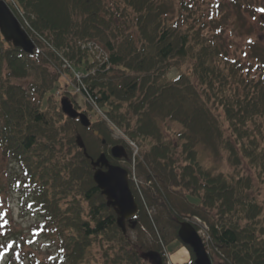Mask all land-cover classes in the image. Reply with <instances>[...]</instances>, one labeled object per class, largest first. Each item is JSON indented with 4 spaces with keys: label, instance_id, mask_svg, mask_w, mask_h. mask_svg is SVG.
Wrapping results in <instances>:
<instances>
[{
    "label": "trees",
    "instance_id": "obj_1",
    "mask_svg": "<svg viewBox=\"0 0 264 264\" xmlns=\"http://www.w3.org/2000/svg\"><path fill=\"white\" fill-rule=\"evenodd\" d=\"M15 2L33 31L54 48L46 49L51 59L60 61L56 55L62 54L88 72L93 58L77 43L103 46L108 59L83 77L86 90L112 125L139 145L149 171L137 161V174L145 182L156 180L142 187L146 203L167 217L175 236L183 218L197 216L208 224L223 264H264V200L255 195L264 185V56L252 45L243 62L218 41L225 27L220 7L243 4ZM59 79L42 57L24 54L0 35V155L21 169L19 190L56 244L58 257L47 264H82L96 254L101 264H144L143 252L158 249L143 238L142 227L154 230L146 206L132 189L139 212L125 225L136 229L133 241L118 228L115 209L93 181L91 160L118 142H112L106 122L86 129L61 113L54 93ZM65 96L81 110L68 92L60 98ZM170 123L181 131L165 135L162 126ZM203 147L214 156L225 153L233 173L209 170L200 158ZM7 228L3 216L0 231ZM9 255L8 263L15 255L18 262L24 257L18 248Z\"/></svg>",
    "mask_w": 264,
    "mask_h": 264
},
{
    "label": "rangeland",
    "instance_id": "obj_2",
    "mask_svg": "<svg viewBox=\"0 0 264 264\" xmlns=\"http://www.w3.org/2000/svg\"><path fill=\"white\" fill-rule=\"evenodd\" d=\"M224 4L225 6H221L220 9L222 24L225 27H223V32L218 38L219 44L221 45L223 51L227 52L230 56H236L237 58H241L243 62H246L245 57L251 54L252 50H250V46L253 45L257 53L262 52L264 56V17L259 16L260 14L258 13V10L264 9V0H239L238 5L243 4L241 7H235L230 3L227 4V2ZM20 21L25 27L30 25V21L26 16L24 17V21L21 19ZM32 35L35 38L34 32H32ZM243 52H246L247 55L243 56ZM247 60L249 59L247 58ZM46 61L48 64L51 63L50 59H46ZM68 64L70 63L68 62ZM65 65L66 64L64 62V65H61L59 68H54L53 70H55L56 73L61 74V71L65 70ZM59 78L60 82L57 84L58 89L54 90L55 99H58V95L68 91L70 98H73L74 101H77L78 104L81 107L83 106L82 108L87 111L91 122L101 121L107 118V114L103 112L98 106L94 105L91 109L93 112L89 111V109L86 108L87 105L86 107L84 106L85 102L82 103L84 99L82 100L80 97L77 98L76 95L78 90L72 85L73 80L69 71H66L65 74L62 73V76ZM28 81L29 80H26V82L23 83V85L27 88L31 83ZM17 82L20 81L18 80ZM167 126L172 131L167 132L165 129ZM162 128L165 135L174 134L181 131L178 128L176 129L175 125L171 123L168 125L163 124ZM109 130L111 132L112 142L123 144V141L127 139L122 131L115 129L111 125L109 126ZM86 138L88 141H90L91 136L86 133ZM137 148L139 151V158L136 157V162L141 161L143 167L148 169L147 164L142 160L138 144ZM198 150L200 152L201 160H203L205 166L209 170H220L221 172L225 173L232 171L233 173L234 170L228 165L225 153L220 154L221 156L218 157L214 156L209 149H205L204 147L199 148ZM115 163L122 165L128 170L129 174H132L133 177H131L129 185H131V189H135L140 193L141 200L144 206L147 208L148 216L151 220L150 226L154 230L152 233L147 227H142L143 238L149 240V246L151 248L157 247V250L162 253H164L165 248H167L169 255H171L173 264L187 263V261L191 258L190 251L187 247L181 246V244L175 240L174 228L168 223L167 217L164 214H161V212L158 211V208H151L147 205L145 197L142 195V187L148 186V184L145 182L142 176H138L137 163L134 162L130 163L129 165L122 162ZM21 178L22 175L20 173V169L17 168L13 160L4 159L0 155V207L2 206L8 217H11V231L12 233H15V235L18 236L17 238H20L22 241L23 254H27L29 258H33L35 260L37 259L40 263H46L47 260H52L57 257L55 249L56 244L53 238H51L50 234L43 231L40 217L36 213L30 211L28 204H22L21 200H19L18 194H20V187L17 186L15 180H19ZM133 178L135 180L134 182L132 181ZM137 181L139 188L137 185H135ZM256 190L257 192H255V195H257L260 200H264V185H260L258 188H256ZM191 219H193V217H191ZM198 220L200 221L198 225L202 227L201 231L207 240L206 249L209 257H211L213 264H219L225 259V257L222 255L220 249L214 245L212 237L209 236L208 224L206 225V223L202 221L201 218ZM127 233L132 240L133 238L135 239V237H137L136 229L129 230L128 228ZM3 241L5 240L3 239ZM3 241H1V243H3ZM11 243L12 241L6 242L8 246ZM7 249L8 247L6 250ZM175 250L177 251L175 252ZM99 256V254H96L95 257H90L86 263L82 264H101ZM5 257V251L0 249V264L4 263ZM25 261V264H29L28 259H25ZM144 264L149 263L146 262Z\"/></svg>",
    "mask_w": 264,
    "mask_h": 264
},
{
    "label": "water",
    "instance_id": "obj_3",
    "mask_svg": "<svg viewBox=\"0 0 264 264\" xmlns=\"http://www.w3.org/2000/svg\"><path fill=\"white\" fill-rule=\"evenodd\" d=\"M0 32L3 40L12 43L13 46L21 48L25 53L33 52L32 39L28 36L21 27L17 18H14L9 7L4 1L0 0ZM61 111L64 112L70 119L79 118L83 126L88 127L89 122L85 115L78 114L67 99H61ZM81 147L83 145L80 143ZM114 158L121 157L122 148H113L111 150ZM92 165L97 168L94 173V182L102 191V194L108 199V206L116 208L118 215L117 224L119 228H123L124 220L130 219L138 211L134 196L131 194L127 182V173L120 166H113L108 163L105 155L102 154ZM101 167H105L103 171ZM124 229V228H123ZM178 236L184 245L192 249L195 257L194 264H212L208 257L205 246H203L201 238L197 235L194 227L185 222L181 225L178 231ZM144 257L150 260L153 264H162V259L157 252H147Z\"/></svg>",
    "mask_w": 264,
    "mask_h": 264
},
{
    "label": "snow or ice",
    "instance_id": "obj_4",
    "mask_svg": "<svg viewBox=\"0 0 264 264\" xmlns=\"http://www.w3.org/2000/svg\"><path fill=\"white\" fill-rule=\"evenodd\" d=\"M260 11H261L262 13H264V9H261Z\"/></svg>",
    "mask_w": 264,
    "mask_h": 264
}]
</instances>
